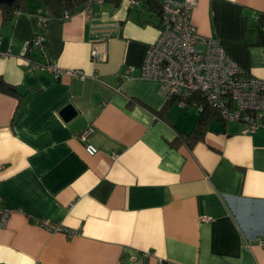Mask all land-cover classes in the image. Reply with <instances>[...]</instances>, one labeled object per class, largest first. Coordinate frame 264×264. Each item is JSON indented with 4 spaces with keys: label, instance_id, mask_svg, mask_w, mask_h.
Listing matches in <instances>:
<instances>
[{
    "label": "crops",
    "instance_id": "0c3cea01",
    "mask_svg": "<svg viewBox=\"0 0 264 264\" xmlns=\"http://www.w3.org/2000/svg\"><path fill=\"white\" fill-rule=\"evenodd\" d=\"M28 3L6 23L0 11V76L20 94L0 92V197L10 210L0 264H127L146 252V264H264V128L212 121L193 147L171 146L199 111L176 103L171 122L152 112L166 97L138 73L160 18L122 0L45 27L40 4ZM263 15L264 0H197L191 21L264 80V45L255 44ZM29 60L88 77L57 79L29 70ZM127 67L135 77L122 81ZM129 97L148 109L128 106ZM67 104L78 112L69 121Z\"/></svg>",
    "mask_w": 264,
    "mask_h": 264
},
{
    "label": "built area",
    "instance_id": "2783aa9c",
    "mask_svg": "<svg viewBox=\"0 0 264 264\" xmlns=\"http://www.w3.org/2000/svg\"><path fill=\"white\" fill-rule=\"evenodd\" d=\"M102 1L88 0V7L85 9ZM130 1L132 4L141 3V0ZM161 2L159 36L148 46L138 77L159 82L166 99L178 98L180 106L190 105L199 112L203 110V106L195 95H202L224 121L243 124L245 133H254L264 128V80L242 69L226 53L218 39L199 34L191 21V13L197 0ZM71 16L66 11L62 19L68 20ZM262 20L261 30L264 31V15ZM41 43L42 39L32 42L38 45ZM92 57H97V51H93ZM28 63L29 70L48 68L57 79L67 76L84 81L88 77L82 70L63 71L53 63L33 60ZM135 74L134 67H127L120 79H132ZM97 77L92 75V78ZM86 150L90 155L97 153V148L91 144L86 145ZM9 216L10 210L0 197V228L6 227ZM199 219L202 222L213 220L212 216L205 214ZM37 223L52 231L70 233L49 219H40ZM260 243L264 244L262 241ZM150 255V252L143 253L141 260L129 258L127 264H146Z\"/></svg>",
    "mask_w": 264,
    "mask_h": 264
},
{
    "label": "trees",
    "instance_id": "16d2710c",
    "mask_svg": "<svg viewBox=\"0 0 264 264\" xmlns=\"http://www.w3.org/2000/svg\"><path fill=\"white\" fill-rule=\"evenodd\" d=\"M40 4L41 13L43 20V25L47 26V21L49 18H61L64 12H69L70 15L75 14L79 10H83L88 7V0H36ZM122 0H103L102 3H110L113 6H118ZM142 7L149 12H152L155 16H161L162 2L161 0H141ZM0 11L2 14L3 22H8L12 20L17 12H27L29 11L28 0H15L11 5L0 4ZM37 11V10H36ZM33 41H31L30 46H32ZM256 45H264V31L259 30L258 40ZM28 56H32L30 52H27ZM0 92L5 93L10 96L20 97V94L15 85L8 83L2 76H0ZM196 99L203 106V110L199 112L198 118L192 130L188 133L177 132L175 139L170 143L171 146L177 147L182 144L193 147L197 142L204 139V135L212 121H224L219 112L212 107L202 95H195ZM178 98L166 99L165 103L160 110H152V112L160 118L171 122L170 119V108L178 102ZM139 105L147 108L139 100L129 97L128 106ZM148 109V108H147Z\"/></svg>",
    "mask_w": 264,
    "mask_h": 264
},
{
    "label": "water",
    "instance_id": "95a60500",
    "mask_svg": "<svg viewBox=\"0 0 264 264\" xmlns=\"http://www.w3.org/2000/svg\"><path fill=\"white\" fill-rule=\"evenodd\" d=\"M15 0H0V4H8L11 5ZM77 110L72 104H67L61 111L62 117L69 121L77 115Z\"/></svg>",
    "mask_w": 264,
    "mask_h": 264
},
{
    "label": "rangeland",
    "instance_id": "374dc122",
    "mask_svg": "<svg viewBox=\"0 0 264 264\" xmlns=\"http://www.w3.org/2000/svg\"><path fill=\"white\" fill-rule=\"evenodd\" d=\"M174 108L180 110V108L177 105ZM180 112H181V110H180Z\"/></svg>",
    "mask_w": 264,
    "mask_h": 264
}]
</instances>
